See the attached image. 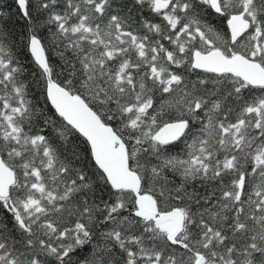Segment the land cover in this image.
Masks as SVG:
<instances>
[{
	"label": "snow or ice",
	"instance_id": "snow-or-ice-1",
	"mask_svg": "<svg viewBox=\"0 0 264 264\" xmlns=\"http://www.w3.org/2000/svg\"><path fill=\"white\" fill-rule=\"evenodd\" d=\"M0 264H264V0H0Z\"/></svg>",
	"mask_w": 264,
	"mask_h": 264
},
{
	"label": "trees",
	"instance_id": "trees-1",
	"mask_svg": "<svg viewBox=\"0 0 264 264\" xmlns=\"http://www.w3.org/2000/svg\"><path fill=\"white\" fill-rule=\"evenodd\" d=\"M9 2H10V0H9ZM145 15H147V13H145ZM213 23L217 27V30H219L221 32H226V25H225L224 21L221 18L214 17L213 18ZM9 28L13 32H19L20 28H19V25H18L15 17H13V19L11 21H9Z\"/></svg>",
	"mask_w": 264,
	"mask_h": 264
}]
</instances>
